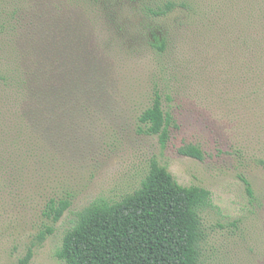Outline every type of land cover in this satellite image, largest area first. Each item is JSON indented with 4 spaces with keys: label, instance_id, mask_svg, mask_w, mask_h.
<instances>
[{
    "label": "rangeland",
    "instance_id": "374dc122",
    "mask_svg": "<svg viewBox=\"0 0 264 264\" xmlns=\"http://www.w3.org/2000/svg\"><path fill=\"white\" fill-rule=\"evenodd\" d=\"M102 1L108 14L75 0H0V264L30 248V264H64L56 252L79 212L133 194L153 159L212 193L200 264H264V0ZM167 4L164 16L149 12ZM74 21L103 92L75 111L60 76L56 105L38 108L35 64L51 47L56 67L67 59ZM41 30L50 44L36 45ZM157 92L177 123L165 148L140 131ZM189 144L203 160L179 152ZM52 198L72 202L57 223Z\"/></svg>",
    "mask_w": 264,
    "mask_h": 264
},
{
    "label": "trees",
    "instance_id": "16d2710c",
    "mask_svg": "<svg viewBox=\"0 0 264 264\" xmlns=\"http://www.w3.org/2000/svg\"><path fill=\"white\" fill-rule=\"evenodd\" d=\"M70 6L81 10L88 7L107 14L111 10L102 0H75ZM173 6L167 4L165 9H149V12L164 16ZM73 26V31L68 34L67 59L56 67L51 47L53 57L49 55L46 61L43 56L35 64L36 77L31 82L35 86L32 92L38 108L56 105L58 91L54 80L60 76L61 80L67 81L64 88L68 90L69 106L75 111L88 110L87 97L103 92L102 68L94 59V51L83 43L84 27L78 21H74ZM49 36L50 32L41 30L36 45L50 44ZM140 122V131L158 136L164 148L170 141L172 126L177 128L173 115L164 109L158 92L152 105L140 116ZM179 152L204 159L202 150L195 145H186ZM211 205V191L179 185L173 175L153 159L149 174L133 194L119 202L99 199L79 212L75 226L66 232L56 257L64 264H200L201 243L205 237L200 211ZM71 206L70 199L52 198L47 205V214L57 223ZM54 232L53 227L41 232L39 243ZM33 256L34 251L30 248L18 264H30Z\"/></svg>",
    "mask_w": 264,
    "mask_h": 264
}]
</instances>
